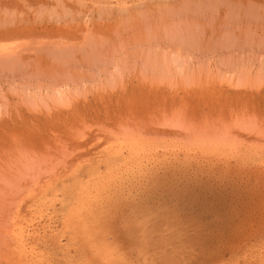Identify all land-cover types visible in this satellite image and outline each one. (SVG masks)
I'll return each instance as SVG.
<instances>
[{
  "label": "rangeland",
  "instance_id": "1",
  "mask_svg": "<svg viewBox=\"0 0 264 264\" xmlns=\"http://www.w3.org/2000/svg\"><path fill=\"white\" fill-rule=\"evenodd\" d=\"M0 264H264V0H0Z\"/></svg>",
  "mask_w": 264,
  "mask_h": 264
},
{
  "label": "bare ground",
  "instance_id": "2",
  "mask_svg": "<svg viewBox=\"0 0 264 264\" xmlns=\"http://www.w3.org/2000/svg\"><path fill=\"white\" fill-rule=\"evenodd\" d=\"M17 237V236H16ZM20 238V237H19ZM21 241V240H20Z\"/></svg>",
  "mask_w": 264,
  "mask_h": 264
}]
</instances>
